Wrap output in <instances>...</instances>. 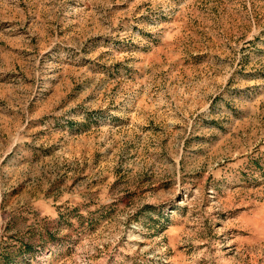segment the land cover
<instances>
[{
	"label": "rangeland",
	"instance_id": "374dc122",
	"mask_svg": "<svg viewBox=\"0 0 264 264\" xmlns=\"http://www.w3.org/2000/svg\"><path fill=\"white\" fill-rule=\"evenodd\" d=\"M0 264H264V0H0Z\"/></svg>",
	"mask_w": 264,
	"mask_h": 264
}]
</instances>
